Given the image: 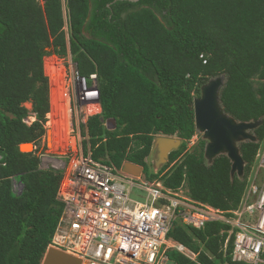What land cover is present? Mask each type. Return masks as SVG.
<instances>
[{"label": "trees", "instance_id": "trees-1", "mask_svg": "<svg viewBox=\"0 0 264 264\" xmlns=\"http://www.w3.org/2000/svg\"><path fill=\"white\" fill-rule=\"evenodd\" d=\"M68 51L88 84L96 75L101 113L81 126L82 147L94 159L117 169L128 160L148 173L154 137L176 136L182 142L163 166L174 162L164 185L184 186L221 210L238 205L264 140V0H0V264H41L63 210L56 198L62 173L39 169L40 157L19 145L44 134L43 58ZM222 74L224 111L236 121L261 120L251 130L256 140L238 143L241 177L231 176L225 154L205 158V139L188 149L197 135L193 99ZM27 101L35 113L30 124ZM107 119L114 129L104 126ZM227 228L219 221L201 229L175 224L168 238L196 257L169 248L166 263L248 264L231 260L232 240L222 250Z\"/></svg>", "mask_w": 264, "mask_h": 264}, {"label": "built area", "instance_id": "built-area-1", "mask_svg": "<svg viewBox=\"0 0 264 264\" xmlns=\"http://www.w3.org/2000/svg\"><path fill=\"white\" fill-rule=\"evenodd\" d=\"M88 103L80 108L84 114ZM81 123L85 125V117ZM73 154L60 159L57 167L47 155L41 157L47 167L62 172L56 198L64 206L48 246L96 264H167L169 248L189 256L168 238L175 224L201 229L219 221L228 225L224 253L232 240L233 261L264 264V144L246 175L238 205L229 210L194 200L184 186H165V171L154 170L156 177L134 175L94 159L89 146Z\"/></svg>", "mask_w": 264, "mask_h": 264}, {"label": "water", "instance_id": "water-1", "mask_svg": "<svg viewBox=\"0 0 264 264\" xmlns=\"http://www.w3.org/2000/svg\"><path fill=\"white\" fill-rule=\"evenodd\" d=\"M136 1V0H132ZM81 78L80 82L83 83ZM225 82V75L209 79L200 88V96L193 99L194 124L197 131L202 133L203 139L207 141L204 156L208 161L220 154H225L231 161L230 173L242 176L244 161L240 155L238 143L245 140L255 141L256 137L250 133L261 124V120L241 122L236 121L228 115L220 102V90ZM88 89L98 90L97 86H90ZM99 93V91H98ZM98 101V98H95ZM115 125V120L110 119ZM29 142L20 143L19 148L23 145H29ZM181 145V139L176 137L157 136L154 139V147H157L155 165H162L168 157L169 152L178 149ZM156 150V149H155ZM123 171L140 173L141 167L125 162ZM41 264H96L85 260L79 256L70 254L61 249L49 246L43 256Z\"/></svg>", "mask_w": 264, "mask_h": 264}, {"label": "rangeland", "instance_id": "rangeland-1", "mask_svg": "<svg viewBox=\"0 0 264 264\" xmlns=\"http://www.w3.org/2000/svg\"><path fill=\"white\" fill-rule=\"evenodd\" d=\"M42 3V2H41ZM67 29V27H65V30ZM54 61H56L55 63H53ZM50 64V66H49ZM55 64V65H54ZM49 66L50 69L53 70H57V69H62L63 70V81L64 83H62V88L64 89V91L67 89V98H66V107L68 109V124H67V130H65V123L63 120V116H62V107L60 109V112H58V114L60 113V121L58 120V118L55 117L54 114H56V107L53 104H59L62 105V103H59V97L63 98V93L61 92L60 94L55 95L57 97V101H55V98H52V94L54 96V93L56 92V87L53 85L54 82H52V78L53 76L50 74V71H48L46 69V67ZM53 67V68H52ZM43 71L44 74L46 75L47 79H48V103H49V111L48 113L45 115V122L43 124L44 127V134L38 138V140L35 143L29 142L31 143V149L27 150V151H22V152H31L34 151V153L36 155H38L39 157H42L44 155H49V156H54L56 158L59 159H64L65 157H71L72 155H74V149H82L83 145H82V136L80 135V127L84 124L81 123V119L83 117L86 118V120L89 118V116L99 113L100 112V108L98 107V105H96L97 103H88V104H93L96 105L99 109L96 112H92V113H82L81 112V106H84V103H81L80 101V97H82L80 94L78 95V91H77V70H76V63L72 60V56L70 55L69 51L67 52V55L64 57H58L54 54L51 55H47L43 58ZM91 82V81H90ZM89 82V84H90ZM94 85H95V80L93 81ZM93 82H91L93 85ZM59 88V87H58ZM57 88V89H58ZM61 90V89H60ZM62 100V99H61ZM63 102V101H60ZM70 105V107H69ZM23 106H25L28 110L29 113L32 112V103L30 101H27L25 103H23ZM88 107V106H87ZM86 107V108H87ZM70 110H71V115H70ZM55 118V122L59 121L60 125H53L52 121ZM34 120V117H32V113L31 115H29V117H26L24 119V121L26 123H31V121ZM70 120V121H69ZM80 121V122H79ZM71 122H74L73 126V131H71L70 126H71ZM58 123V124H59ZM76 123H78L79 125L77 126ZM53 126H55V134H54V130H53ZM111 126V124H110ZM57 127V128H56ZM111 128V127H110ZM49 129H52V137H58L59 136V141L62 143V148L58 146L56 147V149H51L49 147V143H48V137H49ZM70 131V132H69ZM199 138H203L202 137V133H200L199 131H197V135H195L193 138H191L188 141V149H192L194 144L197 142V140ZM56 139V138H55ZM69 160V159H68ZM157 159H155L154 161L156 162ZM155 162H153V164H155ZM152 164V162H150ZM155 167H158V165H153ZM69 168V164H67V166L64 169H68ZM152 168L149 169L148 173H151ZM146 171V170H145ZM144 169L143 172L145 173ZM15 189H19V186ZM185 252L189 255V257L191 259H194L196 257L195 254H193L191 251L189 250H185Z\"/></svg>", "mask_w": 264, "mask_h": 264}, {"label": "bare ground", "instance_id": "bare-ground-1", "mask_svg": "<svg viewBox=\"0 0 264 264\" xmlns=\"http://www.w3.org/2000/svg\"><path fill=\"white\" fill-rule=\"evenodd\" d=\"M56 61H54L53 63H55ZM55 65V64H54ZM49 66H50V64H49ZM49 66H47L46 67V69L48 70V71H50V74L53 76V78H52V82H54L53 83V85L56 87V92L54 93V96H53V94H52V98L54 99L55 98V101H57V97L55 96V95H57V94H60L61 92L63 93V98H61L60 96H58L59 97V100H58V102L59 103H62V105H59V104H53V105H55V109H56V111H54V112H56V114H54L55 115V117L56 118H58V120L60 121V113L58 114V112H60V109H61V107H62V118H63V120H64V123H65V125H64V127H65V130H67V124H68V109H67V107H66V98H67V95H68V93H67V89L64 91V89L62 88V83H64V81L62 80L63 78V70L60 68V69H57V70H53L52 71V69H50L49 68ZM52 66V65H51ZM50 66V67H51ZM53 68V67H52ZM59 87V88H58ZM77 87H78V91L80 92V95L82 96V98H83V100L84 101H86L87 99H90V100H92V99H94V97H95V94H94V92H90V91H87L86 92V89H84V87H83V85H82V83L80 82V81H77ZM58 88V89H57ZM61 89V90H60ZM62 99V100H61ZM60 101H63V102H60ZM88 106V107H87ZM87 107V108H86ZM99 107V106H98ZM96 105H93V104H88V105H86L85 107H84V109H85V113L87 112V113H92V112H96V111H98V108ZM59 121H57V122H55V118H54V120L52 121V124L53 125H60V123H59ZM59 123V124H58ZM55 126H53V130H54V134H55ZM57 128V127H56ZM70 132V131H69ZM52 129H49V137H48V143H49V147L51 148V149H56V147L58 146V148L59 147H61L62 146V143L59 141L60 139H59V136L58 137H52ZM56 138V139H55ZM31 144H29V145H23L22 147H21V150L22 151H27V150H30L31 149ZM62 148V147H61ZM46 160V159H45ZM44 164H45V161H44ZM53 164H54V166L56 165H58L59 164V161L58 160H53ZM67 184V182H65V185Z\"/></svg>", "mask_w": 264, "mask_h": 264}, {"label": "clouds", "instance_id": "clouds-1", "mask_svg": "<svg viewBox=\"0 0 264 264\" xmlns=\"http://www.w3.org/2000/svg\"><path fill=\"white\" fill-rule=\"evenodd\" d=\"M78 74V73H77ZM92 75H94V77H91ZM81 78H83L84 79V81H83V83H82V85H83V87H84V89H86V92L87 91H90V92H94V94H95V97H94V99H92V100H90V99H87L86 101H84L83 100V98H82V103H85V102H90V103H94V102H96L97 104L96 105H98L99 106V108H100V112L99 113H101V105H100V102H99V93H98V91L99 90H94V89H88V87H90V86H97V82H96V75L95 74H91L90 75V77H89V82L91 81V82H93L94 80H95V85H94V82H93V85H91L92 83L90 82V84H88L87 83V81H86V79L84 78V77H81V76H77V80L78 81H80V79ZM97 88H98V86H97ZM77 91H78V88H77ZM80 94V92L78 91V95ZM95 98H98V101L97 100H95ZM69 107H70V105H69ZM31 113H32V117H34V120H35V113H33V112H30V115H31ZM99 113H96V114H99ZM70 115H71V110H70ZM93 115H95V114H93ZM92 116V115H91ZM29 117V116H28ZM90 117V116H89ZM33 120V121H34ZM33 121H31V122H33ZM70 121V120H69ZM87 121V120H86ZM109 123V126H107V125H105L104 123ZM30 124V123H29ZM86 124V123H85ZM103 124H104V126L107 128V129H114V127H115V125L114 124H112L111 122H110V119H107V120H104L103 121ZM110 124H111V126H110ZM111 127V128H110ZM80 131H81V127H80ZM250 133H251V131H250ZM253 134V133H252ZM80 135H81V132H80ZM254 135V134H253ZM157 136H163V135H156L155 137H154V139L157 137ZM255 136V135H254ZM166 137H176V136H166ZM83 138V137H82ZM177 138V137H176ZM181 142H182V140H181ZM263 144H264V140L260 143V146H259V148L261 147V146H263ZM258 148V149H259ZM257 149V150H258ZM175 150H177V149H175ZM155 147H154V140H153V146H152V149H151V152H150V155L146 158V161L150 164V167L152 168V170H151V173H146L145 172V174L148 176V174H149V176H151V177H156L158 174H154V170H156L157 171V173H160V172H163V171H165V173H164V175L163 176H165L166 175V173H168V171L170 170V168L172 167V165L174 164V162H171V163H169V165L167 166V167H164L163 168V166L168 162V157H169V154H170V152H169V154H168V157H167V160L162 164V165H160V166H158V167H155V166H153V165H155V164H153V162H155L154 160L156 159V155H155ZM173 151V150H172ZM171 151V152H172ZM257 152V151H256ZM256 155V154H255ZM44 156H46V155H44ZM48 156V158H51V160L53 161V160H60L59 158H56V157H54V156H49V155H47ZM44 161H45V164H44ZM254 161H255V156H254V160H253V163H252V165L254 164ZM125 162H131V161H128V160H124L123 162H122V164H121V169L123 168V165H124V163ZM150 162H152V164L150 163ZM231 162V161H230ZM131 163H134V162H131ZM134 164H136V165H138V166H140L141 167V171H140V173H138V174H136V175H140V174H143L144 172H143V169H144V167L142 166V165H140V164H137V163H134ZM251 165V166H252ZM58 166V165H57ZM56 165H55V167H57ZM163 168V169H162ZM251 168V167H250ZM39 169H53V170H55V171H60L61 172V170L60 169H55V168H52V167H47L46 166V160L44 159V160H42L41 159V157H40V164H39ZM123 171V170H122ZM62 173V172H61ZM129 173V172H128ZM133 174V173H132ZM236 174V173H235ZM234 174V175H235ZM243 174H244V168H243ZM243 174H242V176H243ZM237 175V174H236ZM163 176H162V180H163ZM238 176V175H237ZM239 177H241V176H239ZM19 186V189H18V192L20 193L21 191H22V188H23V185H22V183L21 182H16V181H14V189L15 188H17ZM15 190H17V189H15ZM195 200V199H194ZM197 201V200H196ZM200 202V201H199ZM203 203H206V202H203ZM208 204V203H207ZM210 205V204H209ZM219 209V208H218ZM224 242V241H223ZM230 242V241H229ZM232 243V242H231ZM181 245V244H180ZM223 245V244H222ZM229 245V244H228ZM49 247V246H48ZM184 247V246H183ZM185 249H187V250H189L188 248H186V247H184ZM47 250V249H46ZM229 254H230V252H229ZM230 256V255H229ZM231 258V257H230ZM232 260V259H231ZM233 261V260H232ZM237 262H242V261H237Z\"/></svg>", "mask_w": 264, "mask_h": 264}, {"label": "flooded vegetation", "instance_id": "flooded-vegetation-1", "mask_svg": "<svg viewBox=\"0 0 264 264\" xmlns=\"http://www.w3.org/2000/svg\"><path fill=\"white\" fill-rule=\"evenodd\" d=\"M156 150L154 151L155 152V155H157V147L155 148Z\"/></svg>", "mask_w": 264, "mask_h": 264}]
</instances>
